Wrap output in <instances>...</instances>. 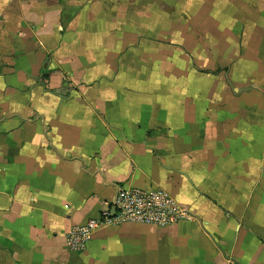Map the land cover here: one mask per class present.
<instances>
[{"label":"crops","instance_id":"crops-1","mask_svg":"<svg viewBox=\"0 0 264 264\" xmlns=\"http://www.w3.org/2000/svg\"><path fill=\"white\" fill-rule=\"evenodd\" d=\"M0 264H264V0H0Z\"/></svg>","mask_w":264,"mask_h":264},{"label":"built area","instance_id":"built-area-1","mask_svg":"<svg viewBox=\"0 0 264 264\" xmlns=\"http://www.w3.org/2000/svg\"><path fill=\"white\" fill-rule=\"evenodd\" d=\"M192 219V213L161 188L119 186L107 208L98 217L72 227L67 233L66 242L70 250L79 251L90 241L94 230L104 224L133 222L165 227Z\"/></svg>","mask_w":264,"mask_h":264}]
</instances>
